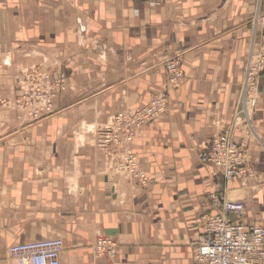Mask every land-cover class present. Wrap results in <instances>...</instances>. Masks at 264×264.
Segmentation results:
<instances>
[{
  "label": "crops",
  "instance_id": "0c3cea01",
  "mask_svg": "<svg viewBox=\"0 0 264 264\" xmlns=\"http://www.w3.org/2000/svg\"><path fill=\"white\" fill-rule=\"evenodd\" d=\"M0 25V101L13 104L25 67L67 85L55 112L31 124L0 105V264H14L15 243L56 237L61 264H112L94 254L101 235L117 242L119 262L194 264L192 241L224 201H243L246 219L264 226V73L255 134L234 131L248 175L225 180L203 160L234 121L248 52L264 43V0H0ZM175 57L177 87L165 69ZM157 93L166 112L129 144L143 185L115 171L126 145L111 155L99 141L116 111Z\"/></svg>",
  "mask_w": 264,
  "mask_h": 264
},
{
  "label": "built area",
  "instance_id": "2783aa9c",
  "mask_svg": "<svg viewBox=\"0 0 264 264\" xmlns=\"http://www.w3.org/2000/svg\"><path fill=\"white\" fill-rule=\"evenodd\" d=\"M145 1L157 5L163 0ZM258 17L257 12L254 24ZM165 69L169 84L177 87L185 76L181 59L175 57L166 61ZM263 73L264 43L257 50L251 47L246 57L234 121L212 138L209 150L203 155V160L213 165L225 180L248 175V149L235 139L234 131L242 124L249 133L255 134L251 119L258 104L259 83ZM54 78L49 76L44 81L47 86L34 83L24 91L23 98L30 109L28 117L31 121L54 112L58 92L67 87L64 74ZM166 110L167 96L157 93L146 106L134 112L118 110L112 116L99 143L108 154L114 148L126 145L116 156L115 171L118 174L137 179L143 185L148 183L149 177L139 166L138 158L129 144L138 129ZM121 132L123 138L119 136ZM192 247L194 264H264V226L246 219L243 201H224L219 204L216 214L206 215L202 231L192 241ZM63 249L64 240L56 237L15 243L8 248V254L14 264H61ZM94 254L112 264H127L117 260V242L104 235L97 237Z\"/></svg>",
  "mask_w": 264,
  "mask_h": 264
},
{
  "label": "rangeland",
  "instance_id": "374dc122",
  "mask_svg": "<svg viewBox=\"0 0 264 264\" xmlns=\"http://www.w3.org/2000/svg\"><path fill=\"white\" fill-rule=\"evenodd\" d=\"M4 46L5 45H4L2 30H0V53L4 51ZM49 76L52 78L55 77L51 72H49L48 69L46 68L44 69V67L31 66V67L23 68L22 70H20L19 74L17 73V78H16V86H17L16 90L19 91V95L17 94L15 99H13V104H9V100H7L5 102L0 101V105L2 106V104L3 105L5 104L7 109L15 113L16 119L19 123H21V125L31 124L47 116H50L55 112V101H54L53 113L31 121L28 117L30 109H28V105L23 98L24 91L30 89L31 88L30 86L32 84L37 83L42 86L43 85L47 86L46 85L47 83L44 81H46Z\"/></svg>",
  "mask_w": 264,
  "mask_h": 264
},
{
  "label": "bare ground",
  "instance_id": "6f19581e",
  "mask_svg": "<svg viewBox=\"0 0 264 264\" xmlns=\"http://www.w3.org/2000/svg\"><path fill=\"white\" fill-rule=\"evenodd\" d=\"M0 30H2V26L0 25ZM11 61V60H10ZM85 125V124H84Z\"/></svg>",
  "mask_w": 264,
  "mask_h": 264
}]
</instances>
